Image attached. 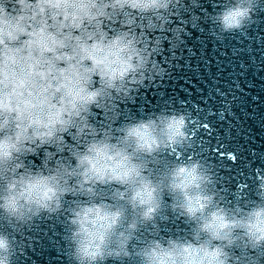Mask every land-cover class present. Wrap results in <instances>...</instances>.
Instances as JSON below:
<instances>
[{
  "label": "clouds",
  "instance_id": "clouds-1",
  "mask_svg": "<svg viewBox=\"0 0 264 264\" xmlns=\"http://www.w3.org/2000/svg\"><path fill=\"white\" fill-rule=\"evenodd\" d=\"M259 11L264 0H0V264L54 216L67 264H264V167L228 188L192 151L186 101L137 104L167 71L165 40L204 23L243 32ZM173 220L183 227L165 233Z\"/></svg>",
  "mask_w": 264,
  "mask_h": 264
},
{
  "label": "water",
  "instance_id": "water-1",
  "mask_svg": "<svg viewBox=\"0 0 264 264\" xmlns=\"http://www.w3.org/2000/svg\"><path fill=\"white\" fill-rule=\"evenodd\" d=\"M163 48L162 64L167 71L156 76L137 104L186 101L180 110L188 111L189 120L193 119L192 151L214 162L218 180L226 187L235 188L242 182L251 187L249 171L264 167V11L243 32L217 37L204 23L190 28L183 39L165 40ZM204 119L211 125L208 132L199 127ZM228 152L236 154L235 162ZM226 194L231 196L227 190ZM162 227L168 233L183 225L173 220ZM63 231L59 216L41 217L29 225L20 233L19 246L24 252L18 253L16 264H67Z\"/></svg>",
  "mask_w": 264,
  "mask_h": 264
},
{
  "label": "snow or ice",
  "instance_id": "snow-or-ice-1",
  "mask_svg": "<svg viewBox=\"0 0 264 264\" xmlns=\"http://www.w3.org/2000/svg\"><path fill=\"white\" fill-rule=\"evenodd\" d=\"M204 130H205V131H207V132L209 131V129H208V128H204ZM233 158H234V157H233Z\"/></svg>",
  "mask_w": 264,
  "mask_h": 264
}]
</instances>
